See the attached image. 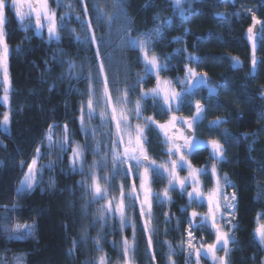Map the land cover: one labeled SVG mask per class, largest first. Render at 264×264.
<instances>
[{
  "label": "trees",
  "instance_id": "1",
  "mask_svg": "<svg viewBox=\"0 0 264 264\" xmlns=\"http://www.w3.org/2000/svg\"><path fill=\"white\" fill-rule=\"evenodd\" d=\"M93 3H100L110 14L114 10L112 0H84L83 5L76 2L71 12L73 20L67 22L65 30L60 33L59 44L48 43L46 29L42 37L35 34L34 14L31 20L26 18V22L33 25L27 32L21 30L14 9H9L6 14L11 90L8 108L2 101L0 71V121L5 112L10 114L8 132L5 134L0 129V264H15V257L20 255L25 257L24 264H96V258L101 254H106L109 264H113L114 259L122 255V234L118 219L109 221L108 226L101 230L97 210L104 202L91 203V197L79 185L82 180L91 182L87 180L89 166L93 161L99 160V157L92 155L94 142L91 136L86 140L79 123L80 105L86 104L88 99L86 77L89 65L93 63L94 53L85 46L77 45L74 35L68 29H75L81 36L85 34L74 19L77 14L84 18L85 6L89 9V18L93 20L95 27V12L91 7ZM149 3L152 6L146 8L145 5ZM48 4L56 12L57 19L67 11L66 8H57L55 0H48ZM26 8L23 7L22 11H26ZM184 8V15L181 16L173 11L169 0H127L125 5V11L132 21L129 27L133 37L151 30L154 25L162 27L164 38L155 43L154 51L161 63L169 64L167 70L161 72L163 78L177 84L179 77L185 76V65H188L194 67L197 73L206 74L211 86L216 88V96H209L206 87L195 89L191 96L185 98L176 113L180 120H190L195 115V102L199 101L204 106L205 118L195 124V135L201 140L215 139L224 145L226 158L216 164L217 173L222 184V178L225 175L228 177L234 185L228 189L237 195L235 218L231 221V224L238 225L232 232L237 243L230 245L229 264H260L262 256L255 239V229L258 219L259 223H264V35L260 32L256 34L254 29L257 65L253 75V42L248 39L247 29L252 25V13L264 21V0H191V6L185 4ZM246 9L252 12H246ZM217 13L225 15L219 17ZM157 16L160 17L159 20L155 19ZM169 18L171 24L165 26L164 21ZM124 24L123 17H118L112 24L110 37L105 25H101L97 31V36L112 40V46L105 48L102 55L111 57L105 64L114 96L116 89L122 91L126 86L132 87L138 75H144L140 53L118 46L117 31ZM61 50L65 55L60 54ZM177 50H180L179 53ZM188 54L196 56L197 60L190 62ZM167 57H171V60L168 61ZM234 58L239 60V65L235 67ZM60 61H74L78 66L77 72L83 66L84 78H65L61 81V75L67 72V63L61 67ZM156 82V77L149 75L144 89L154 88ZM140 91L137 87L130 93L128 98L133 105L139 98ZM142 103L145 117L151 116L158 123H163L170 117L171 113L161 111L159 102L155 107L150 99ZM218 118L225 123L218 129L210 128L209 125ZM130 119L132 122L138 121L134 116ZM51 124L60 125L56 129L57 136L62 134L63 125L67 124L73 134V141H80L81 145L87 143L83 175L71 170L70 152L62 156L58 150H53L49 157L44 134ZM89 126L105 133L98 134L97 140L107 142V132L111 128H101L99 115ZM146 137L148 154L157 163L167 161L163 136L154 125L146 129ZM42 141L44 159L40 163L47 165L51 160L53 168L48 170L45 167L40 177L41 183L34 191L17 197L16 188L35 155V149ZM201 152L202 150L196 151L191 157L194 164L203 160L200 158ZM21 161L24 162L23 167ZM108 167L110 169L111 164ZM105 174L100 172L101 176ZM53 180L55 184L50 186V181ZM122 182L124 181L119 176L112 182L109 188L112 195L119 196L118 187ZM164 186L165 184L155 181V192L162 191ZM172 197L169 206L153 207V226L156 228L152 236L153 251L156 253L154 264H169L168 244L175 250V264H188V250H181V241L186 240L188 230V217L186 211L181 212V209L186 208L187 204L184 196L178 192L173 193ZM13 204L17 206L15 210L12 208ZM165 213L171 218L170 223H165ZM127 215L136 225L135 264H153L147 254V235L143 231L138 206L128 211ZM5 224L9 228L15 224L34 225L35 234L26 240H10L3 231ZM230 228L231 225H228L224 230L229 231ZM200 229L194 232V243L199 245L203 236L207 242L213 239L210 229ZM85 233L86 240L82 239ZM19 234L23 235V232ZM98 234L104 238L103 253H98L93 244ZM123 236L131 242L132 228H126ZM74 240L80 241V244L75 254L69 255ZM201 264L212 262L202 259Z\"/></svg>",
  "mask_w": 264,
  "mask_h": 264
},
{
  "label": "snow or ice",
  "instance_id": "2",
  "mask_svg": "<svg viewBox=\"0 0 264 264\" xmlns=\"http://www.w3.org/2000/svg\"><path fill=\"white\" fill-rule=\"evenodd\" d=\"M57 8H66L67 11L64 15L57 19L56 12L49 8L48 0H0V71L4 75V97L3 100L7 102L8 92L10 86V80L8 76V56L9 47L7 43V35L5 27L7 24L6 14L9 9L15 10V16L18 18V22L21 25V30L24 32L29 31L33 25L26 22L31 20L32 14L35 15V34L41 36L46 29L48 35V43L53 42L59 44L61 41L60 33L65 30L66 23L73 20L71 12L73 11L74 4L76 2L84 4V0H55ZM127 0H112L113 12L110 14L106 7H101L100 3H93L92 10L95 12V27L93 20L89 18L88 7L83 8L84 18L82 19L77 14L74 19L79 23L81 32L85 33L83 36L76 33L75 29H68L70 33L74 35V40L77 45L85 46L90 50H93L94 57L93 63L89 65L87 89V102L80 105V131L84 134L86 140L91 136L94 144L91 148L92 155L99 157L98 161H93L89 166L87 180L79 182L87 195L91 197V203H100V208L97 210V220L100 222L101 230L108 226L109 221L117 220L119 222V230L122 234L121 250H122V264H135L134 262V244L136 241V225L131 221V218L127 215V212L136 209L138 206L139 216L143 222L142 227L144 233L147 235V248L148 255L151 261L155 262L156 253L153 251L152 236L156 232V228L153 226L154 214L153 204L157 206H163L172 202L170 192L175 190L177 185L180 192L183 195L187 191L188 187H191V191H187L188 206L193 204L201 205L204 203L205 196L201 187L200 178L202 176L211 175L215 179V185L213 190L208 192L206 196L208 211L205 215H200L196 210H193L190 214V218L187 221L188 230L186 240L181 241V250L187 249L188 255L186 261L188 264H201V258L207 257L212 261V264H229V256L231 254L230 245L237 243L236 237L232 235V232L238 228V225L231 224L230 219H226V216L235 218L237 196L233 192L231 198L224 193V187H234L228 177L225 175L223 179V185L221 184V177L217 173L216 164L226 158L224 145L220 141L212 139L207 142V145L211 147L210 158L214 161L209 169L207 167L196 168L192 165L188 159L197 149L206 146L204 141L195 139L191 134L193 126L202 121L205 113L204 106L199 102H195V115L190 120H183L181 123L187 125L189 135H185L181 132L179 135L175 133L170 134V129H173L177 125V117L172 115L170 120L165 124L158 123L153 117L144 116V105L142 101L152 100L153 106L160 103L161 111L165 110L169 113L178 111L180 105H182L187 96H191L194 90L203 86L208 89L209 96H216L217 90L211 86L206 79V74H199L194 67L185 65V76L179 83L184 85L183 90L180 92L170 89V81H161L160 73L167 70L168 63H161L159 57L155 54L154 45L157 41L164 38V32L160 25H154V27L144 33H140L136 37L131 35L132 29L129 25L132 23L128 13L125 11V5ZM170 6L174 12H178L181 16L184 15V5L191 6V0H169ZM24 5H27V10L22 11ZM152 6L151 3L145 5V7ZM246 12H252L250 9H246ZM219 17H224V13H217ZM234 15H239L234 13ZM123 17L125 24L117 31L119 37L118 46L120 48H126L129 50H135L140 53V62L144 66V75L137 77L135 85L132 87H125L122 91L116 89L115 96L113 95V87L109 80V73L106 67L105 61L110 60V55H102L105 48L112 46L111 39H105L104 36H97V31L101 25H105L108 30L109 37L112 34V24L118 18ZM159 20L160 17H155ZM171 24V18L164 21V25ZM260 25L259 32L264 35V21L259 20L255 13H252V25L247 29L248 39L252 41V66L253 75H255V68L257 65L256 60V43L254 29ZM122 33V35H121ZM27 39V37H25ZM180 38H177L179 40ZM19 50V49H17ZM180 50H177L179 53ZM186 52V49L184 50ZM61 55H65L61 50ZM168 61L171 57L166 58ZM187 59L190 62H195L197 57L188 54ZM53 61H56V55H53ZM67 63V72L61 75V81L65 78L68 80H80L83 77V66H80V71L77 72V65L74 61H60V66L63 67ZM239 65V60L234 58V67ZM50 71V69H46ZM149 75H154L157 79V86L151 89H144L145 81ZM139 87L141 89L139 98L135 101L134 105L129 100L131 92ZM71 91V89H70ZM191 104V101H189ZM101 108L99 112V119L101 121V128H110L114 125V131L109 130L107 132L108 140H97V135H105V133L99 132L98 129L90 128V122L96 118V109ZM134 116L136 120L143 121V123H137L133 126L130 123V117ZM223 123L222 119L213 121L209 127L218 129ZM10 124V114L5 112L2 121H0V129L3 133L8 132V126ZM155 126L159 133L162 134L164 144L167 148L168 161L157 163L147 151L145 145L147 144L146 129L151 126ZM60 125L51 124L48 130L44 134V140L47 142V149L49 157L52 155L53 150H58L62 156L71 153L69 156L71 170L73 172H79L84 174V161L85 153L88 150V145L85 143L81 145L78 142L72 140V133L68 128V125H63L62 134L56 135V129ZM264 131V130H262ZM225 135H227L225 133ZM179 141H183L180 143ZM43 141L41 145L35 149V155L31 162L27 165V171L24 173L22 180L19 182V186L16 188V196L20 197L25 194L31 193L41 183L40 177L45 167L48 170L53 168L51 160L47 165H42L40 161L44 159ZM21 167L24 162L21 161ZM111 164L109 169L108 165ZM178 169H186L188 175L181 179L178 176ZM100 172L106 173L101 176ZM110 172V175L108 174ZM120 177L122 182L118 187L119 196L112 195L109 188L112 182ZM167 180V186L160 192H154L152 184L157 180ZM138 182V183H137ZM55 181H50V186H54ZM16 205L13 204V210L16 209ZM227 210L222 212L221 209ZM6 213L4 219H7V206H5ZM186 209L182 208L181 212H185ZM87 213L85 212V215ZM165 223H170L171 218L168 213H165ZM199 217V219H198ZM223 222V223H222ZM231 225L229 231H225L223 225ZM132 228L133 236L130 242L127 237L123 236V231L126 228ZM211 228L215 234V240L213 243L204 244L202 241L197 245L194 243V232L198 228ZM3 231L7 233L10 240H26L35 234L34 225H20L15 224L9 228L6 224L3 227ZM23 232V235L19 233ZM87 233L82 239L86 240ZM103 237L97 235L93 240L95 249L98 253H103L102 241ZM255 239L258 242L261 251H264V223H259L255 229ZM80 241H73L72 249L69 251V255H74L76 249L79 247ZM169 264H175L173 256L176 254L171 244H168ZM115 247V244H113ZM223 250L224 256L217 257V252ZM193 255L195 257L193 261ZM254 259V258H253ZM25 257L23 255L15 257V264H24ZM96 264H109V259L106 254H101L96 258ZM260 264H264V259L260 261Z\"/></svg>",
  "mask_w": 264,
  "mask_h": 264
},
{
  "label": "rangeland",
  "instance_id": "3",
  "mask_svg": "<svg viewBox=\"0 0 264 264\" xmlns=\"http://www.w3.org/2000/svg\"><path fill=\"white\" fill-rule=\"evenodd\" d=\"M27 7V5H24V8H26ZM50 8V7H49ZM27 9V8H26ZM51 9V8H50ZM1 74H2V88H3V96L2 97H4V95H5V93H4V87H5V85H4V75H3V72H1ZM8 76H9V74H8ZM184 79V77H179V79H178V82H177V84L178 85H180L181 87H178L177 86V84H175V83H173L172 81H170L171 83H170V85H168V87L170 88V89H174L175 91H177V92H180V91H182L183 90V87H184V85H182V84H180L179 83V81L180 80H183ZM207 79V78H206ZM9 80H10V77H9ZM160 80L161 81H169L168 79H166V78H163L162 77V75H161V73H160ZM157 86V82L155 83V87ZM154 87V88H155ZM11 88V84H10V86H9V92H10V89ZM8 92V98H9V93ZM2 101L7 105V107L9 108V99L7 100V102H5L4 100H3V98H2ZM101 111V108H97L96 109V112H97V115H99V112ZM9 113V112H8ZM172 115H175L176 117H177V125H176V127L175 128H173V129H170V134L171 133H175L176 135H179L180 133H177L176 131H177V129H178V127H181L182 126V121H180V117L178 116V114L176 113V111H174V112H171V114H170V117L168 118V120L167 121H165V122H163V123H160V124H165V123H167L169 120H170V118H171V116ZM130 123L133 125V126H135L137 123H143V122H138V121H134V122H132V120L130 119ZM187 126V125H186ZM184 127V126H183ZM110 128H111V131H114L115 129H114V125H111L110 126ZM194 129H195V125L193 126V131H194ZM159 131V130H158ZM183 133L185 134V135H187L186 133L187 132H185V130L183 131ZM162 135V134H161ZM194 137H195V139H197V140H200L201 141V139H199V138H197L196 137V135H194ZM79 143H80V141H78ZM180 143H182L181 141H179ZM81 144V143H80ZM206 145H207V143H205ZM145 147H146V145H145ZM188 159H189V157H188ZM169 160V157H168V159H167V161ZM190 160V159H189ZM201 161L202 160H199V163L198 164H194L192 161H191V163H192V165L194 166V167H196V168H201V165L203 164H201ZM211 166H212V164H210L209 162L206 164V167L209 169V173H210V170H211ZM203 168V167H202ZM27 171V170H26ZM188 175V172H187V170L186 169H178V176L181 178V179H183L184 177H186ZM23 178V177H22ZM157 181V183H160V184H165V186L164 187H166L167 186V180H159V179H157L156 180ZM200 181H201V187H202V190H203V193H204V196H205V200H204V203L203 204H201V205H196V204H193V205H191L190 207L188 206V196H187V191H191L192 189H191V187H188L187 188V191L186 192H184L183 193V195L181 194V192H180V189H179V186L177 185V187H176V189L175 190H172L171 192H170V196H171V200H173V197H172V194L173 193H176V192H178L181 196H184V199H185V202H186V204H187V206H186V214H187V220H189V218H190V214H191V212L193 211V210H196L200 215H205L206 213H207V211H208V207H207V201H206V196H207V194H208V192H210L211 190H213V188H214V185H215V179L214 178H212L211 177V175L209 174L208 176H202L201 178H200ZM207 181V182H206ZM221 184H222V182H221ZM223 185V184H222ZM18 186H19V184H18ZM228 188H230V187H224V189H223V191H224V193H226L227 194V196L229 197V198H231V196H232V194H233V192H232V190H229ZM152 189H153V191L155 192V190H154V183L152 184ZM237 196V195H236ZM235 204H236V201H235ZM166 206H169L170 205V203L169 204H165ZM156 206V204H155V202H154V204H153V207H155ZM221 211L222 212H226L227 210H225V209H221ZM198 219H199V217H198ZM226 219H230L231 221H232V217L231 216H226ZM223 223V222H222ZM261 223V222H260ZM226 226H228L227 224H225V225H223V227H224V229L226 228ZM258 226V225H257ZM200 228H198V230H199ZM208 229H210L211 231H212V235H213V239L212 240H210V241H208L207 242V240H206V238H204V236L202 237V239H200V242L202 241L204 244H210V243H213L214 242V240H215V234H214V232H213V230L211 229V228H208ZM200 230H203V227H201V229ZM196 232H198L197 230H195V233ZM197 234H199V233H197ZM200 235V234H199ZM196 238V237H195ZM220 251H223V250H220ZM220 251H218L217 252V257H223L224 255L223 254H220L219 252ZM121 254H122V251H121ZM193 261H194V259H195V257H194V255H193ZM202 259H208L210 262H212L209 258H207V257H202L201 258V263H202ZM122 264V255H121V257L119 258V256H118V258L116 257L115 259H114V262H113V264Z\"/></svg>",
  "mask_w": 264,
  "mask_h": 264
},
{
  "label": "flooded vegetation",
  "instance_id": "4",
  "mask_svg": "<svg viewBox=\"0 0 264 264\" xmlns=\"http://www.w3.org/2000/svg\"><path fill=\"white\" fill-rule=\"evenodd\" d=\"M183 120H186V119H181L180 121H183ZM184 126V127H183ZM185 130V132H187L186 134L188 135V130H187V126L186 125H184V124H182V126L181 127H178V129H177V133H181V132H183ZM193 131V130H192ZM195 135V132L193 131V136ZM201 141H204V140H201ZM182 142V141H181ZM205 143H207L208 141H204ZM221 143V142H220ZM222 144V143H221ZM224 149H225V147H224ZM199 150H202V152H201V155H202V157L200 156V158H203V160L201 161V168L202 167H206V164L209 162L210 164H212L214 161L210 158V152H211V147L209 146V145H206L205 147H203V148H200V149H197L196 151H199ZM195 151V152H196ZM194 154V153H193ZM193 154L189 157V159H190V161H192V156H193ZM204 156V157H203ZM220 254H223V255H225L224 254V252L223 251H220L219 252ZM261 259L260 260H262V259H264V251H261Z\"/></svg>",
  "mask_w": 264,
  "mask_h": 264
},
{
  "label": "water",
  "instance_id": "5",
  "mask_svg": "<svg viewBox=\"0 0 264 264\" xmlns=\"http://www.w3.org/2000/svg\"><path fill=\"white\" fill-rule=\"evenodd\" d=\"M256 33H259V26L258 25L256 26Z\"/></svg>",
  "mask_w": 264,
  "mask_h": 264
}]
</instances>
